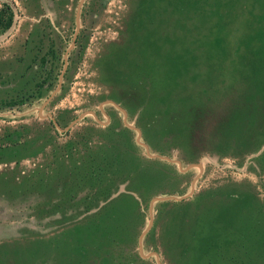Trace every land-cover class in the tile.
<instances>
[{"label": "rangeland", "instance_id": "374dc122", "mask_svg": "<svg viewBox=\"0 0 264 264\" xmlns=\"http://www.w3.org/2000/svg\"><path fill=\"white\" fill-rule=\"evenodd\" d=\"M80 1L0 0V264H264V0Z\"/></svg>", "mask_w": 264, "mask_h": 264}, {"label": "trees", "instance_id": "16d2710c", "mask_svg": "<svg viewBox=\"0 0 264 264\" xmlns=\"http://www.w3.org/2000/svg\"><path fill=\"white\" fill-rule=\"evenodd\" d=\"M13 21V12L11 8L3 4L0 6V30L7 29L11 26ZM149 99H174L172 94V87L169 85H165L164 87H155L151 90V97ZM148 112L151 116L150 122L153 126H156V130H165L167 127H169L172 123H174V116L168 113L167 106L165 104L161 103H154L151 102L148 106ZM187 114L186 121L184 123H180V120L175 122V125L178 128L186 124V122L189 120ZM243 123L248 127L251 128V130L246 132V137L243 139V141L246 144V148H251L253 146L259 145L262 142H264V134L262 130H258V128L262 127L264 124V113H260L256 117L250 116L249 118H244ZM151 141H149L150 143ZM152 146L153 143H151ZM233 233V232H232Z\"/></svg>", "mask_w": 264, "mask_h": 264}, {"label": "water", "instance_id": "95a60500", "mask_svg": "<svg viewBox=\"0 0 264 264\" xmlns=\"http://www.w3.org/2000/svg\"><path fill=\"white\" fill-rule=\"evenodd\" d=\"M82 1L83 0H81L80 1V3H79V5H78V9L80 8V6H81V3H82ZM79 21V14H77L76 15V22H78ZM74 41H75V36H74V38H73V41H72V45L71 46H73L74 45ZM67 55V53L65 54V56ZM65 67H66V63L64 64V69H65ZM63 69V70H64ZM62 75H63V71L61 72V74H60V80H59V84H58V86H60V84H61V78H62ZM50 98V97H49ZM49 98H48V100H49ZM47 102V101H46ZM108 102H111V103H113V104H115L113 101H111V100H109ZM117 107L119 108V109H121L124 113H125V110L122 108V107H120V106H118L117 105ZM85 113H93L92 111H87V112H85ZM85 113H83L82 115H84ZM51 116V115H50ZM51 118H52V116H51ZM53 119V118H52ZM75 120L76 119H74L73 121H72V123L71 124H73L74 122H75ZM71 126V125H70ZM135 129H137V128H135ZM144 146L147 148V145L146 144H144ZM156 157H159V158H163V159H166V160H170V161H172V162H176V163H178L179 164V166H181V162H180V160H171L169 157H167V156H161V155H155ZM197 165H199V164H197ZM181 168V167H180ZM182 169V168H181ZM182 170H184V169H182ZM172 198H176V197H174V196H159V197H153L151 200H150V202H149V211L151 212V210H152V207H153V204H154V202L156 201V200H165V199H172ZM150 222H152V216H150ZM142 235H143V233L140 235V237H139V250H140V253H141V245H140V241H141V238H142ZM141 255H142V253H141Z\"/></svg>", "mask_w": 264, "mask_h": 264}]
</instances>
